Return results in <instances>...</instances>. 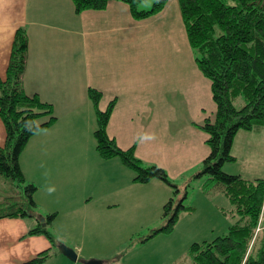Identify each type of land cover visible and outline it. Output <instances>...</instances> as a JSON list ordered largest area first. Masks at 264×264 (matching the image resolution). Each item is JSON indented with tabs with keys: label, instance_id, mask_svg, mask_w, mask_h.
<instances>
[{
	"label": "crops",
	"instance_id": "1",
	"mask_svg": "<svg viewBox=\"0 0 264 264\" xmlns=\"http://www.w3.org/2000/svg\"><path fill=\"white\" fill-rule=\"evenodd\" d=\"M181 18L176 0L144 19L119 0L81 12L73 0H0V76L6 75L16 31L23 27L29 40L24 89L51 102L57 115L21 152L24 175L37 185V208L35 215L0 218V264H20L47 250L42 264L91 259L111 264L124 240L119 238L124 222L143 214L162 216L173 196L169 183L136 182L120 157L100 155L90 88L101 91V109L113 104L109 135L124 149L134 147L140 159L174 171L183 153L201 160L210 153L200 124L216 112L211 81L190 47L174 46L171 27L180 26ZM242 131L250 138V130L237 135ZM5 141L0 117V145ZM235 143L236 137L232 150ZM9 182L0 175V202L12 195ZM216 208L231 218L224 217L227 225L233 223L231 212ZM48 213H56L49 229L57 245L44 233L29 232ZM61 245L72 247L77 259Z\"/></svg>",
	"mask_w": 264,
	"mask_h": 264
},
{
	"label": "trees",
	"instance_id": "2",
	"mask_svg": "<svg viewBox=\"0 0 264 264\" xmlns=\"http://www.w3.org/2000/svg\"><path fill=\"white\" fill-rule=\"evenodd\" d=\"M77 12L102 9L111 0H73ZM126 3L136 19L148 18L165 9L169 0H155L152 7L141 8L145 0H119ZM190 45L198 51L197 65L211 81L216 105L215 117L207 116L200 124L206 133L210 153L203 160L197 175H207L206 190L214 186L232 203L233 216L226 235L214 240L194 243L190 256L194 264H264V179H248L223 170L224 163L236 160L232 153L234 139L240 130H264V0H178ZM28 34L21 27L16 31L5 77L0 76V117L6 127V141L0 145V175L18 188L16 195L0 202V218L35 215L34 198L37 185L28 181L20 165V155L30 138L53 125L57 120L51 102L38 94H28L23 76L28 57ZM97 114L95 138L97 150L104 158L120 157L131 168L134 181L145 183L161 179L170 185L167 171L156 164L144 165L134 147L124 149L112 138L107 125L113 104L99 107L102 93L89 89ZM244 98L241 107L235 102ZM175 187V186H174ZM174 193H176L174 191ZM18 198V199H17ZM191 209L175 197L165 204L163 217L167 223L151 234L170 233L181 210ZM56 213L41 215L37 227L29 232L44 233L52 241L49 229ZM44 218V220H42ZM54 244L57 243L54 241ZM50 256L44 251L20 264H42Z\"/></svg>",
	"mask_w": 264,
	"mask_h": 264
},
{
	"label": "rangeland",
	"instance_id": "3",
	"mask_svg": "<svg viewBox=\"0 0 264 264\" xmlns=\"http://www.w3.org/2000/svg\"><path fill=\"white\" fill-rule=\"evenodd\" d=\"M154 1L145 0L140 7L145 8L146 5L151 8ZM176 1L179 4L178 0ZM171 29L174 31V46H180L182 51H187L186 46L190 47L195 56L198 55V51L187 44L189 39L183 18L180 20V26L171 27ZM165 46L166 52L162 50L163 55L170 53L168 43H165ZM167 59L168 57L165 60L166 67L169 69ZM169 87L170 81H167V89ZM243 103L242 96L235 102L237 107H241ZM211 117H215V112ZM242 133L244 132L242 131L236 136V143L232 150L233 154L238 155L236 160L225 162L223 170L230 174H241L248 179H264V130H261L260 133L255 130L248 131L250 138L242 136ZM95 144L97 149V143ZM142 161L144 165L154 164L148 163L146 160ZM179 162L180 166L176 167L174 171L161 167L167 171L170 182L175 186H173V191L176 192H173L175 203L184 200L186 206H194L195 210H181L178 221L170 233L162 232L145 241H142L141 238L151 234L154 229L164 226L167 223V218L163 215L154 217L151 214H143L140 215L141 217L135 216L125 221L123 224L124 235L120 234L119 237L120 240L121 238L124 240L114 251L117 258L111 264H194L190 256V249L194 243L210 242L219 235H226L231 222L227 225L224 217L228 216H223L216 206H222L226 212L230 213L229 211L233 208L232 203L226 200L227 196L224 192L215 189L214 186H209V189L206 190L205 184L208 181V176L197 175L203 169V160L183 153ZM8 180L12 184L11 194L17 196L18 188L10 179ZM229 219L231 220L230 217L227 220ZM120 226H122V221H120ZM73 263L71 262V264ZM76 264L88 263L79 261Z\"/></svg>",
	"mask_w": 264,
	"mask_h": 264
},
{
	"label": "water",
	"instance_id": "4",
	"mask_svg": "<svg viewBox=\"0 0 264 264\" xmlns=\"http://www.w3.org/2000/svg\"><path fill=\"white\" fill-rule=\"evenodd\" d=\"M42 220H44V218H42ZM60 248L68 257L72 258L73 260L77 259V253L75 252L73 248H70L66 245H61ZM87 263L88 264H104L101 259H91V260H88Z\"/></svg>",
	"mask_w": 264,
	"mask_h": 264
}]
</instances>
